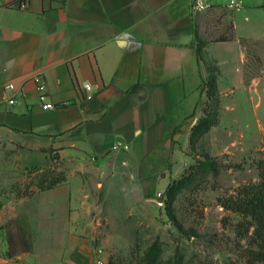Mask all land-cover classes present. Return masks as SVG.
I'll return each instance as SVG.
<instances>
[{"label": "crops", "instance_id": "crops-1", "mask_svg": "<svg viewBox=\"0 0 264 264\" xmlns=\"http://www.w3.org/2000/svg\"><path fill=\"white\" fill-rule=\"evenodd\" d=\"M194 1L28 0L17 9L0 0V85L19 89L15 105L0 93V147L26 159L53 156L63 175L59 185L9 202L13 219L56 227L4 231L19 238L15 246L0 231V264H47L43 248L24 249L23 238L70 236V222L90 218L100 198L161 202L208 89L220 93L230 45L238 43L243 69L236 71L244 75L263 58L264 39L250 30L264 17V0H243L247 33L227 0H211L200 13ZM41 93L54 109L42 108Z\"/></svg>", "mask_w": 264, "mask_h": 264}, {"label": "rangeland", "instance_id": "rangeland-1", "mask_svg": "<svg viewBox=\"0 0 264 264\" xmlns=\"http://www.w3.org/2000/svg\"><path fill=\"white\" fill-rule=\"evenodd\" d=\"M236 15L239 32L247 33L243 12ZM263 19L250 33L264 39ZM230 46L231 59L219 77L220 93L213 99L207 93L203 105L202 117L210 115L218 124L190 142L185 162L174 174L175 180L186 177V185L170 200V209L163 200L162 205L141 200L129 204L122 197L116 204H102L100 198L90 218L70 222L75 229L70 236H26L23 248L42 247L47 264H93L99 256L108 264H141L149 247L158 242L160 251L153 264H247L248 251L256 248L252 233L239 234L242 217L225 210L219 198L260 179L256 162L264 152V67L260 70L257 64L264 66V44L258 46L263 60L252 58L245 75L244 70L236 71L242 68L238 43ZM3 150L0 147V231L2 239L15 246L19 238L4 236V231L56 226L29 216L23 221L13 219L14 204L9 202L31 198L43 191L42 181L47 185L62 172L56 170L53 156L47 161L35 156L26 159L17 151ZM208 162L216 164L219 172L208 169L204 165ZM59 227L66 226L60 223Z\"/></svg>", "mask_w": 264, "mask_h": 264}, {"label": "trees", "instance_id": "trees-1", "mask_svg": "<svg viewBox=\"0 0 264 264\" xmlns=\"http://www.w3.org/2000/svg\"><path fill=\"white\" fill-rule=\"evenodd\" d=\"M223 39L227 40L230 38L225 37ZM214 81V74H212L209 84L212 85ZM212 86L208 89V96L210 99L215 98L217 95ZM217 124L218 121H213L210 115L204 118L201 117L193 127L191 143H193V137L202 135L209 128ZM262 154L263 157L256 162L260 178L259 181L242 185L230 196L219 198L220 204L225 210L231 211L242 217V220L238 223L239 234L245 236L252 233V243L256 245V248L248 251L247 264H264V152ZM204 165L208 169L215 170L216 173L219 172V167L216 164L208 162ZM53 178L54 179L48 182L47 185L42 181L41 189H51L63 181V176L61 174ZM184 185H186V177L173 180L168 186L163 194V198H160V200L164 201L167 210L171 207L169 203L170 200H172L175 194L178 193ZM159 251V243L154 242L147 250L141 264H153L154 258Z\"/></svg>", "mask_w": 264, "mask_h": 264}, {"label": "built area", "instance_id": "built-area-1", "mask_svg": "<svg viewBox=\"0 0 264 264\" xmlns=\"http://www.w3.org/2000/svg\"><path fill=\"white\" fill-rule=\"evenodd\" d=\"M27 2L28 0H2L1 5L10 7V8H17V9H26L27 8ZM213 4L211 0H195L193 4V10L197 13L200 12H206L212 8ZM227 8L230 11L238 12L241 11L243 8V0H227L226 3ZM38 89H42L41 86L38 87ZM85 89L88 93L87 97L90 98L92 86L90 84L85 85ZM19 89L17 86L12 83H4L0 85V93L2 95V98L5 102H7L9 105H15L17 103V92ZM47 96L45 93L39 94V102L42 104V108L47 109H54L55 105L46 101ZM124 149H128L127 145H123ZM159 197L162 198V194H159ZM93 264H108V261L106 258L99 256L94 260Z\"/></svg>", "mask_w": 264, "mask_h": 264}, {"label": "water", "instance_id": "water-1", "mask_svg": "<svg viewBox=\"0 0 264 264\" xmlns=\"http://www.w3.org/2000/svg\"><path fill=\"white\" fill-rule=\"evenodd\" d=\"M181 166V162H178L176 163L174 166H173V173L175 174L176 170ZM151 201H154L156 202L157 204H160L162 205L163 203L160 202L159 200H156V199H152Z\"/></svg>", "mask_w": 264, "mask_h": 264}]
</instances>
